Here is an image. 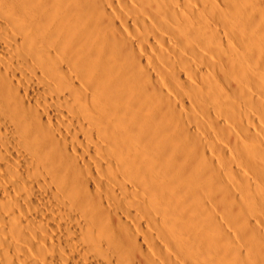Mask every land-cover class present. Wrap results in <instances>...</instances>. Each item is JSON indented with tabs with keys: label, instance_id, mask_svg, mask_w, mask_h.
<instances>
[{
	"label": "bare ground",
	"instance_id": "1",
	"mask_svg": "<svg viewBox=\"0 0 264 264\" xmlns=\"http://www.w3.org/2000/svg\"><path fill=\"white\" fill-rule=\"evenodd\" d=\"M0 264H264V0H0Z\"/></svg>",
	"mask_w": 264,
	"mask_h": 264
}]
</instances>
